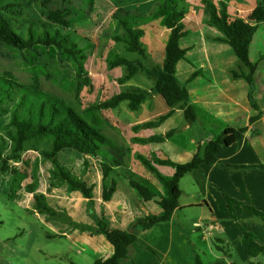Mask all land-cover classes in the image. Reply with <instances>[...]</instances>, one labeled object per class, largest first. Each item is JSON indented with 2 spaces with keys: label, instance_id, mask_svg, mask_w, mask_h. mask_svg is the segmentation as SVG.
<instances>
[{
  "label": "rangeland",
  "instance_id": "1",
  "mask_svg": "<svg viewBox=\"0 0 264 264\" xmlns=\"http://www.w3.org/2000/svg\"><path fill=\"white\" fill-rule=\"evenodd\" d=\"M31 1L33 3L29 8L13 7L5 12L16 32L26 38L30 26L36 36L43 35L46 30L51 34L58 30L61 36L75 42L87 57L84 69L89 78L88 84L77 92L80 80L76 63L55 47L36 46L32 50L19 51L2 44L0 82H3L6 73L13 74L23 86H31L37 77L40 81V98H56L72 106L90 126L106 137L107 144L102 147L98 158L91 159L65 154L58 160H47L44 153L50 151L48 140L25 143L23 149L17 151L11 121L16 106L24 98L15 92L12 99L0 104V264H89L93 257L73 243L69 238L72 232H68V236H58L59 232L53 228V223L60 226L65 217L69 220L68 212L77 213L76 209H80L82 214L88 212L84 219L100 225H106L110 219L107 215L110 208L118 219L131 211L136 219H140L146 216L142 208L153 213L157 205L154 200L145 201L131 187V181L148 188L156 199L167 196L166 188L143 164V160L151 162L160 174V168L165 173L175 171L172 166L157 163L160 157L153 148L155 145H151L156 154L153 156L148 155L149 146H146L149 143H162L148 140L165 137L155 129L163 125L174 112L166 113L167 107L162 98L153 92L154 81L145 71L122 84L120 80L127 73L125 68H110V64L118 58L140 60L146 69L162 65L171 33L165 22L171 15L172 4L170 0H72L66 6L79 10V13L71 19V26L65 28L47 18L49 10L63 7L61 0H51L48 5H43V0ZM219 1L214 0L216 3ZM10 2L2 0L3 4ZM228 4L232 18L247 20L251 12L260 6L261 0H230ZM200 7L205 9L201 0H183L181 5L188 15L193 10H200ZM189 19L196 21L191 15ZM121 20L143 31L141 42L146 49L145 59L128 53L125 44L116 41L117 37L127 38ZM188 21L184 19L183 23L186 25ZM198 21L200 25L205 22L203 18ZM186 30L190 34L182 41L183 44L189 46L196 43L197 49H201L203 41L200 42L199 28L190 23ZM261 32H264V24ZM229 50L230 54L226 53V57L234 62L237 57ZM134 89L150 93L138 111H131L127 103L116 109L97 108L113 96ZM32 99V95L30 99H24V105L18 109L20 117L27 113ZM179 128L177 136L164 144L169 149L167 155L170 159H174L172 149L190 150L193 148V139L205 136V132L191 121L186 120ZM143 140L148 143H143ZM100 164L111 168L108 177L100 172ZM60 166L66 168L76 180L92 188L91 199L85 198L79 191L71 190L58 175ZM183 184L187 191L192 189L191 182ZM114 186L116 192L110 201H105V192ZM40 198H45L49 203L51 214H62L61 218L51 217L50 213L38 210ZM194 235L192 237L195 240ZM207 244L212 245V242ZM204 252V263L213 262V252L207 249ZM257 260L264 263V256ZM235 261L244 264L239 258H235Z\"/></svg>",
  "mask_w": 264,
  "mask_h": 264
},
{
  "label": "crops",
  "instance_id": "2",
  "mask_svg": "<svg viewBox=\"0 0 264 264\" xmlns=\"http://www.w3.org/2000/svg\"><path fill=\"white\" fill-rule=\"evenodd\" d=\"M199 9L187 14L185 19L189 20L187 24L193 23L199 28L200 42L203 41L201 49H197L196 43L187 46L182 42V47L188 51L186 58L177 65L176 77L189 91V104L197 112V119L193 123L205 132V136L193 139L190 150L172 149L174 159H170L167 155L169 149L164 144L177 136L180 124L183 125L187 119L182 108L172 111L166 106V113H174L155 130L159 131V135L166 136L168 132L173 135L162 143L147 144L148 155L153 156L157 152L160 161L169 159L177 164H186L198 152H203L210 141L221 136L225 129L244 128L246 132L241 141L222 149L218 163L202 165L199 170L183 177L179 207L171 221L160 223L148 232L140 230L137 233L138 241L130 247L128 258L121 264H197V258L205 264L202 252L206 249L213 252L214 261L210 264H238L235 258L244 264H264L258 262L260 256L250 258L241 243L242 229H245L255 234L257 242L264 246L263 222L240 212H236L237 222L234 221L224 199L226 194L264 212V170L236 168L264 165V32H261L264 23L259 25L250 48L251 62L257 67L251 84L246 79L249 71L241 66L238 58L230 62L226 57V53L230 54L229 48L233 51L231 46L214 40L223 36L207 24L208 11L202 7ZM190 15L196 21L190 20ZM199 18L205 20L203 25H200ZM234 72L239 76L236 77ZM151 145H155V152ZM162 170L160 168L159 171L169 176L175 173ZM187 177L188 182L185 180ZM189 182L192 189L187 191L183 183ZM142 209L146 216L162 212L158 206L153 213ZM109 210V226L116 225L128 230L137 220L131 214L133 211L118 219L112 209ZM76 212H68L69 220L65 217L60 226L57 222L53 223V228L60 234L58 236H68V232H72L69 238L73 243L93 257L89 264L111 257L114 248L99 231L105 225L84 219L88 212L82 214L80 209H76ZM193 212L198 214L191 215ZM191 233L195 234V240ZM208 242H212V245L208 246Z\"/></svg>",
  "mask_w": 264,
  "mask_h": 264
},
{
  "label": "trees",
  "instance_id": "3",
  "mask_svg": "<svg viewBox=\"0 0 264 264\" xmlns=\"http://www.w3.org/2000/svg\"><path fill=\"white\" fill-rule=\"evenodd\" d=\"M61 1L64 4L63 7L49 10L47 12V18L58 26L69 28L71 26V19L78 15L79 10L66 6L67 3L71 4L72 0ZM170 1L172 4L171 15L168 16L165 24L171 33L165 48V59L162 65L152 69H146L140 60L118 58L110 64V68H125L127 73L120 80L122 84L145 71L146 75L154 81L153 92L164 100L166 106L172 111L177 108H182L185 118L188 121L194 122L197 119V112L195 107L189 104V91L184 85L179 83L176 77L177 65L186 58L188 51L182 47V41L189 35L183 23L187 15V10L181 8L183 0ZM201 2L209 13L207 24L216 28L223 36V38L214 40L227 43L231 46L241 66L248 69L249 72L246 79L252 84L257 67L256 64L251 62L250 48L259 25L264 23V0H261L260 6L251 12L247 20L240 17H231L229 11L230 6L228 4L230 0H220L218 3L214 2V0H201ZM32 3L31 0H11L10 3L3 4L2 0H0V44L19 51L32 50L36 46L57 48L61 53L76 63L77 77L80 80L77 92H80L88 84L89 80L84 69V62L87 57L83 53V50L75 42H70L67 38L61 36L58 30L54 34L46 30L43 35L36 36L33 28L30 26L28 35L25 38L16 32L5 14L9 8H29ZM42 3L43 5H48L51 3V0H43ZM120 23L122 29L127 34V38L117 37L115 38L116 41L124 43L128 53L136 54L141 59H145L146 49L141 42V37L144 34L143 31L134 28L130 22H126L125 20H121ZM234 75L236 77L239 76L236 72H234ZM4 76L3 82H0V104L5 100L12 99V95H15V92L20 93L21 97L25 100L30 99V95L34 96V99H32L27 108V113L23 117L18 115V109L24 105V99L16 106L17 109L12 116L11 125L15 131L13 138L17 151H21L25 143L48 140L50 143V151L44 153L47 160H58L60 156L65 154H72L79 158H98L99 152L103 149L102 147L107 144V139L98 130L90 126L72 106L56 98H40L38 96L40 81L37 77L34 78V83L31 86H23L15 80L13 74L6 73ZM149 96V92L141 89L123 91L97 108L116 109L123 103H127L129 109L136 112L147 101ZM245 132L246 129L244 128L225 129L221 136L210 141L203 152H198L186 164L156 160L159 164L174 167L175 173L172 177L160 174L151 162L143 160V164L164 185L167 196L156 199L148 188L137 182L131 181V187L145 201L149 202L154 200L162 212L159 215L151 214L137 219L128 230L116 225L109 226L107 221L106 225L99 231L105 235L107 241L113 246L114 254L107 259L97 260L93 264H121L123 260L128 258L130 247L138 241L137 233L140 230L148 232L160 223L170 222L175 210L179 207V199L182 194L180 182L183 177L199 170L202 165H214L218 163V155L222 149L241 141ZM171 136L172 134L169 133L165 137H154L148 141L164 142L165 139H169ZM142 142L148 143L145 140ZM100 167L102 175L108 177L112 171L111 168L106 164H100ZM236 168L264 170V165L249 167L237 166ZM58 175L64 182L68 183L72 191L81 192L87 199L92 198V188L85 182L76 180L63 166L59 167ZM115 186L105 192V201L111 200L116 192ZM40 199L41 202L38 204V210L50 213L51 217L61 218L62 214L56 212L51 214V207H48L49 203L46 202L45 198ZM224 199L231 219L237 222L236 212L246 213L251 218L260 219L264 226V212L240 203L226 194H224ZM88 210L91 209L89 208ZM104 220L106 219L104 218ZM237 225L240 226L239 223ZM242 233L241 243L247 255L250 258H257L264 255V246L257 242L255 234L245 229H242ZM197 264H203L199 258H197Z\"/></svg>",
  "mask_w": 264,
  "mask_h": 264
}]
</instances>
